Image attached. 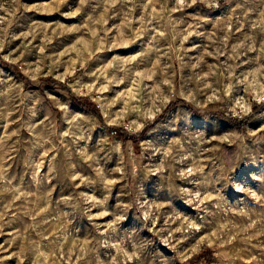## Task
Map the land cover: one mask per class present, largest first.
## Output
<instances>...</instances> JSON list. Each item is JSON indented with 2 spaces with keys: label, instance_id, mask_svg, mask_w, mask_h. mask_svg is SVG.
Segmentation results:
<instances>
[{
  "label": "rangeland",
  "instance_id": "1",
  "mask_svg": "<svg viewBox=\"0 0 264 264\" xmlns=\"http://www.w3.org/2000/svg\"><path fill=\"white\" fill-rule=\"evenodd\" d=\"M263 101L264 0H0V264H264Z\"/></svg>",
  "mask_w": 264,
  "mask_h": 264
},
{
  "label": "trees",
  "instance_id": "2",
  "mask_svg": "<svg viewBox=\"0 0 264 264\" xmlns=\"http://www.w3.org/2000/svg\"><path fill=\"white\" fill-rule=\"evenodd\" d=\"M13 69H15L16 71H19L17 67L15 66H12ZM45 81L51 85H57L59 84V82H57L56 80H53V79H45ZM76 100L80 103H83L81 105H83V107H85L86 109H88L89 111L95 113L96 115H100L99 113V110L97 109L96 105L93 104V103H87V99L86 98H76ZM178 103H184L183 101L179 100V101H176L174 104H178ZM173 104V105H174ZM190 109L197 115L201 116L202 118H207L209 116H212L213 114L211 113H201L199 112L198 110L190 107ZM264 109V101L259 103L258 105L255 106L254 110H253V113L255 112H260L261 110ZM248 117H245L241 120H239L238 118H235V117H228L229 119H231L233 122H235L237 128L239 130H242L245 126H246V123H247V120H248ZM123 133V132H122ZM124 134V133H123ZM216 259V256L214 254V251L211 250L210 248L206 247L204 248L200 253L199 255H197L195 258H192L190 260L191 264H201V263H210V262H213L214 260Z\"/></svg>",
  "mask_w": 264,
  "mask_h": 264
}]
</instances>
